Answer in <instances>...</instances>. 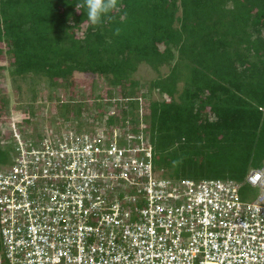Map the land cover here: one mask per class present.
<instances>
[{
  "label": "trees",
  "instance_id": "trees-1",
  "mask_svg": "<svg viewBox=\"0 0 264 264\" xmlns=\"http://www.w3.org/2000/svg\"><path fill=\"white\" fill-rule=\"evenodd\" d=\"M77 2L0 0V73L19 82L13 97L0 90L1 125L13 118L22 137L33 138L42 103L36 90L47 81L64 91L50 95L61 120L78 131L143 132L164 175L243 181L262 165L264 0H118L98 25ZM142 63L157 77L134 78ZM101 76L121 87L123 108L113 114L114 93L95 94ZM85 80L89 104L75 98ZM21 81L34 94L28 110ZM155 91L163 98H151ZM89 113L97 125L83 120ZM7 145H16L12 127L0 132V167L14 161Z\"/></svg>",
  "mask_w": 264,
  "mask_h": 264
},
{
  "label": "built area",
  "instance_id": "built-area-1",
  "mask_svg": "<svg viewBox=\"0 0 264 264\" xmlns=\"http://www.w3.org/2000/svg\"><path fill=\"white\" fill-rule=\"evenodd\" d=\"M11 127L0 264H264V159L243 181L175 178L143 132Z\"/></svg>",
  "mask_w": 264,
  "mask_h": 264
},
{
  "label": "rangeland",
  "instance_id": "rangeland-1",
  "mask_svg": "<svg viewBox=\"0 0 264 264\" xmlns=\"http://www.w3.org/2000/svg\"><path fill=\"white\" fill-rule=\"evenodd\" d=\"M168 69L169 68L165 65L162 67V72L166 73ZM157 75H158V72H156L153 68H151L147 63H142L139 65L137 71L135 72L134 78L139 79L141 82L143 81L149 82L153 78L157 77ZM77 76L79 78H83L85 75L84 73H79ZM17 81H15L13 77L10 76L8 72L5 70H3L2 73H0V90L4 94V97H7L8 95H12V94L14 95L13 91L16 90L17 83H19ZM87 81L88 80H85L84 82H82L80 87L76 89L75 98L79 102L83 101V102H88L89 104L93 102L94 97H91V95L89 94V91L87 90L85 91L84 89L85 88L84 86L87 84ZM99 81L100 83L95 87L96 88L95 94H97V92L99 91L111 90L115 95L114 100L115 99L118 100V96H120L119 90L121 87H119L118 85L109 83L108 82L109 80L105 76L99 77ZM21 83H22L21 86L24 87L25 92L23 93V96L20 99V101L23 103V105H25L26 107L25 109L28 110L34 104V102L32 101L34 94L33 92H30V90L26 88V86L28 87L27 84H25L23 81H21ZM38 87L39 89H37L36 91L40 92L42 99L39 95H36L35 99L42 103H40L39 105L40 115H38L39 117L37 118L36 122L33 124L34 126L33 129H35V133H38V129L46 130L47 128H53V127H56V125L59 126L65 122H73V121H64L59 118L58 116L59 110L56 106V100L51 99V96H50V95H53L55 98V95L57 96L63 95V92H64L63 89L57 88L49 84L47 81H41ZM143 91H147V88H143ZM151 98L162 99L163 97L158 93V91H155L154 93H151ZM106 99L107 97L104 100L107 101L109 98L107 100ZM119 102H120V105L118 106V108L113 106L111 108L110 114L111 113L113 114L117 112L119 109L123 108V106L121 105V101ZM106 116L103 118V120L107 119ZM83 120L85 122H90L93 126L97 125V122H98L97 118L94 117V113H89L87 117L84 118ZM12 122H14L13 118L8 120L6 124L4 125H1L0 123V132L3 133L4 131H6L7 127L11 128ZM255 193H259V192H255Z\"/></svg>",
  "mask_w": 264,
  "mask_h": 264
},
{
  "label": "clouds",
  "instance_id": "clouds-1",
  "mask_svg": "<svg viewBox=\"0 0 264 264\" xmlns=\"http://www.w3.org/2000/svg\"><path fill=\"white\" fill-rule=\"evenodd\" d=\"M118 0H83L77 2L75 7L77 11L86 9L88 21L91 25H98L102 19L117 8Z\"/></svg>",
  "mask_w": 264,
  "mask_h": 264
}]
</instances>
